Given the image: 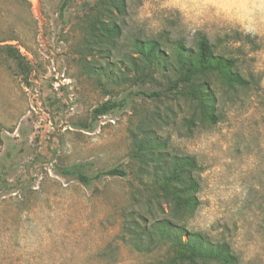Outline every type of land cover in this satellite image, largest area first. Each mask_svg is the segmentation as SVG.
Returning a JSON list of instances; mask_svg holds the SVG:
<instances>
[{
	"label": "rangeland",
	"instance_id": "rangeland-1",
	"mask_svg": "<svg viewBox=\"0 0 264 264\" xmlns=\"http://www.w3.org/2000/svg\"><path fill=\"white\" fill-rule=\"evenodd\" d=\"M61 1L0 0V264H162L184 229L226 241L236 264H264V0H125L117 38L95 27L98 0H69L60 16ZM200 35L252 81L209 79L215 123L197 118L171 70L140 81L123 62L134 38L170 53ZM141 88L158 97L132 94ZM145 135L195 157L199 205L181 222L164 164L136 151ZM74 163L126 176L85 186L58 168Z\"/></svg>",
	"mask_w": 264,
	"mask_h": 264
},
{
	"label": "trees",
	"instance_id": "trees-1",
	"mask_svg": "<svg viewBox=\"0 0 264 264\" xmlns=\"http://www.w3.org/2000/svg\"><path fill=\"white\" fill-rule=\"evenodd\" d=\"M69 0H62L59 14ZM101 4V15L95 19V27L102 33L117 38L120 27L112 16L117 17L125 13V0H98ZM108 21H105V18ZM240 36L236 32L234 37ZM248 37V35H246ZM221 44V43H220ZM88 48H92L91 46ZM130 54L124 57L123 62L129 70L135 71V80L151 77L161 67L162 70H171L175 81L186 88V96L193 104L194 112L200 121L216 122V96L209 79L219 78L229 86L248 87L252 81L236 69V58L226 55L223 51H216L215 46L206 35H200L193 48L186 47L182 41H174L173 48L167 53L161 44L154 38H134L130 45ZM6 54L16 61L21 55L17 50L5 49ZM147 98L158 97L155 90L138 89L136 93ZM128 98L106 100L93 108V116L114 113L127 105ZM193 118L189 120L191 121ZM138 153L154 151L156 160L165 166L166 179L175 185L172 195L170 218L181 222L184 217L192 215L199 205L197 192L199 189L196 172L198 165L195 157L187 154H171L164 150L165 141L158 137L145 135L135 140ZM65 176L77 178L85 186L99 182L103 176H126L121 166H113L103 171L86 172L84 163H74L58 167ZM237 258L226 241H214L207 234L199 230L184 229V238L176 242L173 257L162 264H236Z\"/></svg>",
	"mask_w": 264,
	"mask_h": 264
}]
</instances>
